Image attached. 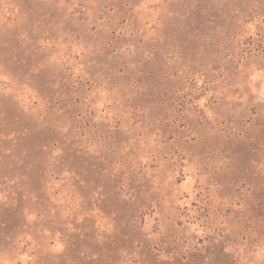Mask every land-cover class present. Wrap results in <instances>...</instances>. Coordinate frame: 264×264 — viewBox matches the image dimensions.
<instances>
[{
    "label": "rangeland",
    "instance_id": "1",
    "mask_svg": "<svg viewBox=\"0 0 264 264\" xmlns=\"http://www.w3.org/2000/svg\"><path fill=\"white\" fill-rule=\"evenodd\" d=\"M0 264H264V0H0Z\"/></svg>",
    "mask_w": 264,
    "mask_h": 264
}]
</instances>
